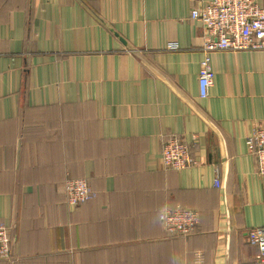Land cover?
I'll return each instance as SVG.
<instances>
[{
	"label": "crops",
	"instance_id": "1",
	"mask_svg": "<svg viewBox=\"0 0 264 264\" xmlns=\"http://www.w3.org/2000/svg\"><path fill=\"white\" fill-rule=\"evenodd\" d=\"M205 1L0 0V264H259L264 176L245 139L264 126V50L211 53L201 97ZM173 135L197 136V164L161 165ZM70 177L90 201L66 203ZM176 206L196 232L165 231Z\"/></svg>",
	"mask_w": 264,
	"mask_h": 264
},
{
	"label": "built area",
	"instance_id": "2",
	"mask_svg": "<svg viewBox=\"0 0 264 264\" xmlns=\"http://www.w3.org/2000/svg\"><path fill=\"white\" fill-rule=\"evenodd\" d=\"M191 17L203 26L201 50L204 58L200 64V96L207 97L214 85L215 71L211 66V53L229 50H264V6L259 0H206L192 8ZM177 42H169L168 49H178ZM196 135L189 142L181 136L164 138L161 151V165L166 169L181 170L198 163L193 147ZM248 151L257 165V174L264 176V126L257 123L245 139ZM215 184L221 180L216 177ZM66 202L76 207L90 200L94 193L86 178H68L64 184ZM199 213L191 208L176 206L165 208L160 213V221L170 235H190L199 224ZM248 242L258 250V263L264 264V226L248 230ZM14 240L11 228L0 222V259L8 260L14 256ZM196 264H203L196 258Z\"/></svg>",
	"mask_w": 264,
	"mask_h": 264
},
{
	"label": "trees",
	"instance_id": "3",
	"mask_svg": "<svg viewBox=\"0 0 264 264\" xmlns=\"http://www.w3.org/2000/svg\"><path fill=\"white\" fill-rule=\"evenodd\" d=\"M70 178H72V177H70ZM87 180H88V179H87ZM88 182H89V181H88ZM89 184H90V182H89ZM90 186H91V184H90ZM92 198H93V197H92ZM92 198H91V199H92ZM91 199H90V200H91ZM90 200H88V201H90ZM88 201H86V202H88ZM66 203H67V202H66ZM83 203H85V202H83ZM83 203H80V204H83ZM80 204H79V205H80ZM77 206H78V205H77ZM197 227H198V226H197ZM196 230H197V228H196ZM196 230H195L194 232H196ZM194 232H193V233H194ZM193 233H191V234H193ZM191 234H190V235H191ZM181 236H182V235H181ZM186 236H189V235H186Z\"/></svg>",
	"mask_w": 264,
	"mask_h": 264
}]
</instances>
